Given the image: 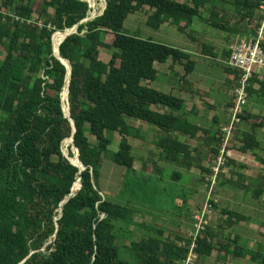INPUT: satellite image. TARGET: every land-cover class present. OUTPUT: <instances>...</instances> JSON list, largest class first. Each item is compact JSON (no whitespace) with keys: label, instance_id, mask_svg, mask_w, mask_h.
Listing matches in <instances>:
<instances>
[{"label":"trees","instance_id":"1","mask_svg":"<svg viewBox=\"0 0 264 264\" xmlns=\"http://www.w3.org/2000/svg\"><path fill=\"white\" fill-rule=\"evenodd\" d=\"M105 1L103 14L83 21L92 10L87 0H0V264H183L194 241L197 264H220L228 255L264 264V252L239 246L238 234L226 235L227 227L248 220L243 212L225 208L226 220L216 227L208 224L196 239L179 228L146 223L128 236L117 221L129 218L132 208L104 198L98 184L106 158L138 174L133 154V140L138 135L129 118L161 130L163 135L156 145L163 158L204 174L211 173L204 161L219 158L225 145L222 132L212 135L210 129L190 121L189 113L183 112L184 98L143 83L157 80V63L188 61L180 88L188 90L185 84H192L188 76L196 67L195 54L130 34L125 30V21L137 12H145L152 27L170 22L187 32L196 18L203 17L202 9H207L213 25L238 35V44L251 41L257 34L264 0H232L238 16L234 25L229 11L219 9L224 0ZM78 24L76 33L61 43L55 42V47L60 43V54L72 65L66 99L64 87L69 70L55 55L54 40ZM202 45L203 55L218 56L214 44ZM233 46L224 49L226 61ZM102 48L111 52L109 61L101 58ZM224 68L227 84L236 90L240 70L229 64ZM62 93L76 126L74 143L79 157L73 142L67 148L72 147L71 158L81 168L82 163L86 166L82 171L63 152V142L73 135L74 128L65 114ZM253 97L264 101V78L258 75L250 79L247 101L237 115L231 138L241 143L243 152L264 151L258 138L259 128L264 127V112L249 108V98ZM236 101L235 93L227 106L232 108ZM204 104L213 107L207 101ZM159 106L168 110H157ZM213 122L218 119L214 117ZM241 123L249 124L250 130H240ZM116 131L123 138L113 152L110 135ZM175 132L198 137L202 143L192 148ZM227 164L246 166L230 156ZM261 164L263 171L255 185L242 171L235 170L236 180L221 174L220 183L251 191L254 198L262 199L264 157ZM77 179L76 194L61 211ZM210 202L218 205L211 198ZM146 230L149 236L135 240L140 231ZM259 232L264 235V226ZM127 237L131 241L125 245ZM125 250L130 257L125 258Z\"/></svg>","mask_w":264,"mask_h":264},{"label":"rangeland","instance_id":"2","mask_svg":"<svg viewBox=\"0 0 264 264\" xmlns=\"http://www.w3.org/2000/svg\"><path fill=\"white\" fill-rule=\"evenodd\" d=\"M90 1V0H89ZM232 0H224V4L219 6V9H227L228 14L232 15V22L236 21L238 16H235V6L231 3ZM91 3V2H90ZM101 4V5H100ZM106 6L105 0H95L92 10L89 13V20L94 19L98 15H101ZM202 18H196L192 27L184 32L178 28L177 24L165 23L159 28L152 27L147 23L148 15L145 12H137L134 16H131L125 21V30L130 34H136L143 38H152L154 41L167 44L176 48L183 49L190 53H194L193 59L197 60L195 70L190 73L188 78L193 82H199L204 78L205 81L201 80L200 83L207 84L209 87L217 89L215 96L213 90L207 92L206 95L220 102L218 108L222 113L219 117L224 124V127H228L232 119V111L227 110L228 106L225 102L230 103L235 96V88L230 87L227 84L228 73L225 71V66L228 65L226 59L223 56L224 49L236 45L238 40V35L231 33L227 30L221 29L213 25L209 12H202ZM88 21V20H86ZM195 37V39H193ZM113 36H108V42L111 43ZM61 41L59 38L54 40L55 42ZM208 42L215 45V52L218 54L217 57L205 56L201 53L203 43ZM59 45H56V50H58ZM101 58L105 61H109L111 58V52L106 49H101ZM176 63L173 64L172 60L165 63H157V69L159 71L157 80L151 81L148 86L157 88L166 93H172L174 95L183 97L185 99L183 112H187L189 100L196 101L202 108L200 112L196 115L198 121L205 127L209 128L214 126L213 121L208 118L211 116L210 109L202 103L201 97L203 94L191 95L185 91L180 90L182 84V76L186 73V63ZM264 78V69L262 70ZM186 83L187 89H193V85ZM204 85L205 87H208ZM205 87H202L200 92H205ZM208 87V88H209ZM229 88H232L229 91ZM205 95V93H204ZM192 96V97H191ZM250 99L248 102L253 101V106L255 103V112H264V101H259ZM204 99V98H203ZM260 105V106H259ZM225 106V109H223ZM250 103L249 108L253 109ZM258 106V107H257ZM189 113L188 118L190 121L197 123V118H194ZM242 124V123H241ZM243 129L250 130V125L247 123L242 124ZM220 130L223 133V138L225 140V145L235 149L239 148L241 143L236 140L232 142L231 138L234 135L232 133L230 140L226 142L227 133L226 130ZM159 129V128H158ZM92 142H96L93 136H90ZM258 138L262 142L264 147V128H259ZM66 143V148L68 147ZM140 139H134L133 144L135 147L133 149V154L136 157V162L143 160V162H155L156 167H160V171H153L152 173L142 170L139 167L137 175L134 172H128L124 166L116 164L112 158H106L103 165L100 168V176L98 178V184L104 198H107L113 202L129 205L133 212L129 215L125 221H117V225L124 228L125 232L130 235L133 234V227L137 226L138 218H143L146 214L151 218L148 220V224L156 226L161 225L167 229L181 228L187 235H193L196 232V224L192 216L195 210H199L200 207L206 206L209 199H214L215 193L218 190L220 183L221 174L224 175L225 179H237L236 171L246 170V177L252 185L258 182L259 175L263 171V166L261 164V159L264 157V153L260 150H256L250 158H246L243 163L245 167H237L231 164H227L228 159L225 158V163L221 165L219 172L217 173V183L215 186L211 187L212 177L214 176V166L217 165L218 158L211 159L208 163L211 173H202L198 169H188L183 166V164L177 162H170L162 157L161 151L158 147L152 148L151 145H141V148H146L150 154H147L142 149H139L141 144ZM224 145V148H225ZM223 148V149H224ZM222 149V150H223ZM231 150V149H230ZM228 151V149H227ZM73 153L72 147L67 150ZM114 152V151H113ZM260 152V153H259ZM222 153V152H221ZM251 153V152H250ZM228 155V152L226 154ZM231 151V156H232ZM71 156V155H70ZM230 156V157H231ZM235 158L240 162V157L235 154ZM143 163L139 162V165ZM229 168V169H228ZM226 169V170H225ZM235 170V172H233ZM138 176V177H137ZM203 180L202 184L199 180ZM201 180V181H202ZM200 182V183H199ZM227 182V181H225ZM232 186V185H231ZM241 190V192H239ZM211 192V193H210ZM226 194V192L221 191ZM240 193L239 197L236 196ZM210 195V197H209ZM219 202V206L212 204L213 212L209 217L210 226L216 227L217 224L223 219L226 220L227 216L223 213L226 206H230V200L227 197ZM264 199H256L252 196L251 191L235 187V210L243 212L247 215L248 221L246 223L240 222L239 224L233 225L232 227H227L226 235L235 232V235L240 236V244L246 250L252 251H262L264 252V235L260 234L259 230H254L253 227L249 225L251 223H256L258 228L264 226ZM263 213H262V212ZM147 216V217H149ZM249 224V225H248ZM216 229V228H215ZM150 235L149 231H140L138 237L135 240H140L143 237ZM152 235V234H151ZM194 236V235H193ZM134 239V238H133ZM129 244L128 242L125 243ZM217 252H214L213 257H216ZM125 258L130 257V253L125 250ZM215 259H212L214 261ZM220 264H262L259 261H253L249 258H240L235 255H228L226 260Z\"/></svg>","mask_w":264,"mask_h":264},{"label":"crops","instance_id":"3","mask_svg":"<svg viewBox=\"0 0 264 264\" xmlns=\"http://www.w3.org/2000/svg\"><path fill=\"white\" fill-rule=\"evenodd\" d=\"M202 12H209L207 9H202ZM198 62H199V60H198ZM155 66H156V68H157V64H155ZM201 80H203V81H205L204 80V78L203 79H201ZM200 80V81H201ZM200 81L199 82H193L194 83V85H193V89H189V90H185V92H187V93H190L192 96L193 95H197L194 91H198L199 92V95L200 94H203L202 96H203V98L201 97V100L203 101L202 103H204V101H207L208 103H210L213 107H209L208 105H207V107L210 109V111H211V113H209V115L211 114V116L210 117H208V118H210L212 121H213V119H214V117L216 118V119H218V122H216V123H214V126H216V127H211V128H209L208 126H203L199 121H198V118H197V114L200 112V108H202L201 107V105H200V103H199V100L197 99L196 101H194V100H191V99H188L189 100V104H188V108H187V112L186 113H192V114H190L191 116H193L194 118H197V124L198 125H201L202 127H204V128H207V129H210L211 131H212V135H214L217 131H220V130H223L225 127H224V124L222 123V120H221V118L219 117V115H221V113L223 112H221L219 109H217L218 108V105L217 104H219L220 105V102L219 101H217L215 98L216 97H214V99L212 98L211 99V97H209V96H207L206 95V93L207 92H211L212 90H213V93H214V95L213 96H215V94H216V92L218 91L217 89H214V88H211V87H209L207 84H202V83H200ZM144 84H149L150 82H148V81H144L143 82ZM147 84V85H148ZM204 85H207L208 87H205ZM230 87H232L231 85H229ZM202 87H205L206 89L204 90L205 92V95H204V93L203 92H200L199 90H201V88ZM256 87H258V85H256ZM199 89V90H198ZM203 89V88H202ZM232 90V88H229V91H231ZM233 90H234V87H233ZM183 91V90H182ZM191 96V97H192ZM183 98V97H182ZM185 100V99H184ZM251 104H252V106H253V101L252 102H250ZM229 103H227V102H225V105H228ZM206 105V104H205ZM220 106H222V105H220ZM260 106V105H259ZM258 107V106H257ZM230 108L231 107H228L227 108V110H225V112L227 113V111L228 110H230ZM255 108H256V106H255V103H254V106H253V109L254 110H252V111H254L255 112ZM156 109L157 110H160V111H167L168 110V108H164V107H162V106H159V107H156ZM223 109H225V106H224V108ZM257 112V111H256ZM228 113H229V111H228ZM128 121H129V123L131 124V125H133L136 129H137V135H138V137L136 138V139H140L141 140V144L138 146L139 147V149H142L143 151H145L147 154H150V152H148L147 150H146V148H141V145H151L152 146V148H154V147H158L157 145H156V143L160 140V138L162 137V135H163V133L161 132V130L160 129H158V128H156V127H154V126H152V125H150V124H148V123H145V122H142V121H138V120H136V119H134V118H129L128 119ZM240 130H244L243 129V127H242V124L240 125ZM264 128V127H263ZM221 132V131H220ZM175 135L176 136H178V138L181 140V141H184L185 143H187L188 145H190L192 148H195V147H197V146H199L202 142H201V140L197 137V138H189V137H187V136H185V135H182V134H180V133H178V132H175ZM201 135H203V134H201ZM111 138H112V143H111V146H110V149L112 150V151H117L118 149H119V147H120V144H121V140H122V138H123V135L119 132V131H116V132H114V133H112L111 135ZM240 136H241V132H240ZM201 137V136H200ZM201 142V143H200ZM216 143V142H215ZM133 146L135 147V144H133ZM134 149V148H133ZM230 151H232V156H231V158L232 159H236L235 158V154H237L239 157H240V162H242L243 163V161H245V159L246 158H250L249 156L250 155H253L255 152H252V151H248V152H243L242 150H240V148H237V149H235V147L234 146H232L231 147V150ZM251 152V153H250ZM260 153V152H259ZM261 153H264V151H261ZM137 160V159H136ZM210 160L211 159H209V160H206V161H204V164H205V166H209L208 165V163L210 162ZM237 160V159H236ZM238 161V160H237ZM139 162L140 163H143L142 165L140 164L139 165ZM243 164H245V163H243ZM139 167H141V169L142 170H146V171H148V172H150V173H152L153 171H160V167H156V164H155V162H143V160H139L138 161V163L137 162H135V168H136V170L138 171V169H139ZM189 169V168H188ZM229 169V168H228ZM226 170V169H225ZM198 171L200 172L201 170L200 169H198ZM234 172V171H233ZM247 172H246V170L244 171V175L246 174ZM247 176V175H246ZM247 179H248V177H246ZM202 179V178H201ZM200 182H201V184H202V182L203 181H201V180H199ZM199 182V183H200ZM240 188V187H239ZM242 189V188H241ZM221 191H224V192H226L227 193V195L226 194H224V193H222ZM239 192H241V190L239 191ZM239 195H241L240 193H237L236 194V196L237 197H239ZM215 197L216 198H214L213 199V201H215L218 205L217 206H219V202L220 201H222L224 198L223 197H227V198H229V200H230V206H226L225 208H229V209H231V210H235V186L234 185H230L229 183H227V184H223L222 183V185L220 184L219 186H218V190L216 191V193H215ZM262 199H264V196H263V198ZM264 204V203H263ZM202 207V206H201ZM197 210H195L194 212H193V214L196 212ZM262 212V211H261ZM263 213V212H262ZM193 214H192V216H193ZM147 216H149V215H145L143 218H138V222H137V226L139 227L140 226V224L141 223H146V224H148L147 222H148V220L151 218L150 216L149 217H147ZM247 216V215H246ZM246 221H248V220H243V221H241L242 223H246ZM249 225V224H248ZM137 226H132L134 229H133V231L136 229V227ZM250 227H253L254 228V230H256V229H260V227L258 228V225L256 224V223H251L250 225H249ZM179 229H181V228H179ZM232 233H233V237H235V232H233L232 231ZM128 236H129V234H127ZM166 235H169V232L167 231L166 232ZM131 241V239L129 238V237H127V238H124V243H126V242H130Z\"/></svg>","mask_w":264,"mask_h":264},{"label":"built area","instance_id":"4","mask_svg":"<svg viewBox=\"0 0 264 264\" xmlns=\"http://www.w3.org/2000/svg\"><path fill=\"white\" fill-rule=\"evenodd\" d=\"M260 15V25L257 30V34L253 36L251 41H244L234 45L232 54L227 60V63L230 66L240 70L241 78L239 80V85L235 90L237 95V101L236 105L231 108V123L228 127L225 128L227 133L226 142L230 140L231 135L233 133L235 121L238 120L237 115L239 112L242 111L243 104L247 101L248 86L250 83V79L254 75H258L260 78L263 77L262 70L264 69V2L260 5ZM226 146L227 145H225V148L222 150V153L218 158L217 165L214 167V176L212 177L211 187L215 186V184L217 183V173L219 172L221 165L225 163V158L228 159V156L226 155L227 152L228 155L231 156V151H227ZM211 207L212 205L209 199V202L206 204V206L194 213V219L197 228L196 232L193 233L195 239L197 238L199 232L201 230H204L209 224V217L210 214L213 212V209ZM196 245L197 243L196 241H194V243L190 247L191 250L188 257L183 260V264H197L198 254L194 250Z\"/></svg>","mask_w":264,"mask_h":264},{"label":"water","instance_id":"5","mask_svg":"<svg viewBox=\"0 0 264 264\" xmlns=\"http://www.w3.org/2000/svg\"><path fill=\"white\" fill-rule=\"evenodd\" d=\"M87 1L90 3L89 0H87ZM106 4H107V2H106ZM90 6H91V8H92L91 3H90ZM105 8H106V6H105ZM105 8H104V10H105ZM104 10H103V12H104ZM103 12H102V14H103ZM88 17H89V16H88ZM88 17H86L83 21L89 20ZM78 26H79V24L76 25V26H74L73 28H70L71 32L68 33V35L77 32V30H78ZM68 35H67V36H68ZM67 36H66V37H67ZM63 41H64V40H63ZM63 41H62V42H63ZM54 53H55V55H56V56H57V57H58V58H59V59H60V60H61V61L67 66V67H68V70H69V71H68V77H67V84H66V86L68 85V93H69V84H70V78H71V74H72V65H71V63L69 62V60L65 59V58L60 54V50H59V52L57 53V52L55 51V49H54ZM67 62H68V63H67ZM66 86L64 87V90H65ZM63 93H64V91H63ZM63 93H62L63 108H64V111H65L66 116H68V117L71 119V122H72V124H73V128H74L73 135H72L70 138L72 139L73 146L77 149L78 157H79V149H78V147H77V146L75 145V143H74V133H75V131H76V126H75V123H74L73 118L70 116V107H69L68 112H67L66 109H65ZM67 102H68V101H67ZM68 105H69V102H68ZM67 139H69V138H67ZM64 142H65V141H64ZM64 142H63V144H64ZM63 152H64L65 156H67V157L71 160L72 163H74L75 165H77V166L80 168V171L86 169V166H84V164L81 162V160H80V162L82 163L83 168H81L78 164H76L75 162L72 161L71 156L68 155V154H66V152L64 151V148H63ZM79 159H80V158H79ZM79 179H80L81 186H82V177H79ZM77 181H78V179L76 180V182L74 183V185H73V187H72L71 194H70V195H69V196H68V197L62 202V204H61V208H60L61 211L63 210V205H64V203L67 202L68 199H69L71 196H74V195L76 194V193H74V186H75V184L77 183ZM80 188H81V187H80ZM24 262H25V261H23V262L20 263V264H24Z\"/></svg>","mask_w":264,"mask_h":264},{"label":"bare ground","instance_id":"6","mask_svg":"<svg viewBox=\"0 0 264 264\" xmlns=\"http://www.w3.org/2000/svg\"><path fill=\"white\" fill-rule=\"evenodd\" d=\"M90 2H91V5L93 6V5H94V1H91V0H90ZM100 5H101V4H100ZM69 32H70V31L67 30V33H66L64 36L60 37V40L62 41V40L68 35ZM57 39H58V38H57ZM61 41H60V43H61ZM60 43H59V46H60ZM54 49H55V51H56L57 53L59 52V47H58V50H56V47H54ZM67 63H68V62H67ZM65 93H66V99H67V98H68V95H69V94H68V85H67L66 88H65ZM68 100H69V99H68ZM64 105H65V107H66V109H67V111H68V110H69V105L67 106V104H65V102H64ZM67 140H70L69 142L72 143V139H71V138H69V139H67ZM67 140H66V141H67ZM66 141H65V143H64V146H66ZM70 143H68V145H69ZM68 145H67V146H68ZM67 150H68V148L65 147V152H66V153H68ZM68 155H69V154H68ZM72 161L75 162L73 158H72ZM75 163H76V162H75ZM76 164H77V163H76ZM78 188H80V187H78Z\"/></svg>","mask_w":264,"mask_h":264},{"label":"clouds","instance_id":"7","mask_svg":"<svg viewBox=\"0 0 264 264\" xmlns=\"http://www.w3.org/2000/svg\"><path fill=\"white\" fill-rule=\"evenodd\" d=\"M61 32V31H60Z\"/></svg>","mask_w":264,"mask_h":264}]
</instances>
